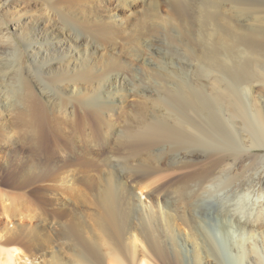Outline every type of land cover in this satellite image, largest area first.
Here are the masks:
<instances>
[{"label": "bare ground", "instance_id": "obj_1", "mask_svg": "<svg viewBox=\"0 0 264 264\" xmlns=\"http://www.w3.org/2000/svg\"><path fill=\"white\" fill-rule=\"evenodd\" d=\"M22 1L0 4L17 8ZM103 1L48 0L39 14L16 19L20 40L0 29V145L21 135L46 158L35 157L29 171L46 174L67 201L83 198L86 205L88 190H78L72 167L81 159L62 145L63 136L84 137L95 147V137L119 132L118 146L129 156L92 163L90 172L84 167L112 195L95 222L116 254L105 264H181L161 247L180 254L177 235L191 245L181 257L188 264H227V256L230 264H264V153H254L264 151V99L260 107L248 103L264 88V0H121L142 8L127 33L106 21ZM21 45L31 52L26 68ZM145 47L155 50L158 64L145 58ZM9 51L19 61L13 83L3 58ZM127 54L145 76L125 72L117 57ZM95 57L104 62H92ZM124 91L137 101L134 111L108 106L107 99L120 101ZM117 189L137 207L139 223L121 217ZM210 198L218 209L205 207ZM20 209L2 207L0 233L14 235L28 220L30 229L60 236L56 225L63 222ZM119 224H144L150 232L135 226L122 247ZM17 244L0 237V264H45L54 253L51 244L31 251ZM89 253L83 264H97L96 253Z\"/></svg>", "mask_w": 264, "mask_h": 264}, {"label": "rangeland", "instance_id": "obj_2", "mask_svg": "<svg viewBox=\"0 0 264 264\" xmlns=\"http://www.w3.org/2000/svg\"><path fill=\"white\" fill-rule=\"evenodd\" d=\"M47 2L48 0H23V5L21 4L17 8H15V6H10V4L8 3H1L0 29H4V31H6L7 29L8 31L9 28L10 33H16L15 27L18 26V24L16 23L17 20L24 22L26 17L32 15V12L35 14H39V12L42 10L44 5L47 4ZM102 4L103 7L104 5L107 6L104 10V12L106 11L105 14L103 13V15L106 16H104L106 21L110 24L112 23V25H114L120 31H122L123 29V33L131 31L141 20L142 8L141 5H139V2L136 5H130L129 2L127 4H123L121 0H114L113 2L107 0V2L103 1ZM18 37L19 36L16 33L15 38L20 40ZM58 51H61V49H58ZM21 52L22 55L20 56V61L24 62L22 65L24 68H26L27 65L29 63L31 64L32 62L30 55L31 52L26 49L24 45H21ZM144 52H146V59L149 57L148 59H150L152 62H155L154 64L159 63V57L156 56L154 49H148L147 47H145ZM120 53H123V51ZM124 53L126 54L127 52L125 51ZM12 54L15 53L13 51H9L8 54L3 58H5L4 63L7 65L6 68L9 67L6 69L7 73L9 74V80L13 83L15 78L17 77L15 75V71L18 68L16 62L19 61ZM117 59L119 60V62L123 63L125 67L124 70L129 75H136L137 72L140 74H144V76L147 74V70H144L142 68L136 69L138 61L134 59V56L132 57L130 54H127L125 56L121 55L118 56ZM101 60L103 59L100 57H95L92 62H100ZM151 86H153V84ZM255 91L256 92H254L252 100H249L248 103L249 105L252 103L254 107H260V100L264 99V88L255 89ZM119 94V98L121 100L119 101L116 99L118 96L113 99H107L108 106L111 105L115 107L117 103V106H123V108L121 109L122 111H134V108L137 105V101L133 99L132 94L127 91ZM124 128L125 126H119L118 129L123 130ZM63 137L64 138L62 140V145L64 147H67V149L69 150L72 149L73 152H77L80 156L81 163L79 164L78 162L72 160V162L75 163L72 167L75 173L79 174L80 176L78 181H76V183L78 184L77 187L79 188L78 190L82 192L88 190L89 199H86V205H83V198H79L75 201H67V197H65L64 194H61L59 191H57L56 188L51 187V184L48 183L49 177H47L46 174L33 175L34 173H31L29 169L34 166V158L40 157L41 159L43 157L35 154L33 146L22 142L26 140L23 139L21 135H15V137L13 136V139H11L9 146L0 145V221L5 220L1 215L2 207L7 204H12V206H14V209L16 208L18 210L19 208H21L20 210H24L25 214H32V212L34 213V211L37 210L41 213H45V215H50L52 218L54 217L55 220L63 223L56 225V232L60 235L59 237L54 234L52 235L51 233L47 234L45 233V231H42L37 227H35V230L30 229V223L28 220H21V222L19 221L24 225V227H22L21 229H16V232L13 233L14 235H4V233H0V237H2L3 239H8L10 237L14 238L18 242L17 246L25 251H31L36 246L51 244L52 247L49 249V251L54 249V253L47 256V262L45 264H83L81 256L85 252L89 253V251L96 253V255L98 256L97 258L99 259H95L97 260V264H105V261L110 260L116 254L111 252V250L109 249L110 245L112 244V239L105 237L101 233L99 224L96 223H98L97 215L99 211L108 201V199H112V195H108V192L99 183H95L96 180L94 182V180L89 178V175L85 170L86 168L84 167H89L88 170L90 172V167H93L91 165L92 163H94L95 166L100 167L105 163L104 159L108 160L110 158V160H116L117 158L118 160H121V158L123 157H128L129 153L125 152L124 148L119 147L123 146V138H121L119 132L115 131L110 132L109 136L107 135L103 138L97 137V140L95 137V147L94 145L86 143L84 137H80V139H78L75 135H69L68 133H66ZM254 153H256V156H260L264 153V151H256ZM83 158L86 159L87 164H85V166H83ZM43 159L46 160V158ZM35 163H38V160H36V158ZM247 163L249 164V161ZM36 166L37 165H35L34 167ZM86 177H88L89 179H87ZM49 189L52 191V193L56 194V197L60 196L61 198L65 199L66 203H68V207L59 206L48 192ZM113 196L116 200V204L121 217L127 220L130 218L131 222L138 221L139 223V220H141V216L140 213L135 210L137 209L135 204L134 206H129L126 201V197L123 196L122 192L119 189L114 190ZM11 201L13 203H11ZM218 204L219 202L216 199L210 198L208 202L205 203V207L211 210H216L218 209ZM210 222L211 221H209V223ZM209 225L213 227L212 232L214 233V225ZM119 226L120 234L118 236H120L122 247H125V245L127 244L126 238H128V235H130V232L135 228V226L145 232H150L149 230H147L144 224H119ZM176 240L178 241V244L180 245L182 250L180 254L176 250L169 248V245H166L167 248H165V245L162 244L163 242L161 243L162 250L164 249L166 253L170 257H172V259H179L181 264H188L187 258L181 257L190 253L191 245L189 242L185 241L183 235H177ZM225 240L226 239L223 238V241ZM160 241L162 240L160 239ZM221 244L222 242L220 243V245ZM221 247L223 248L221 249L225 259L227 256L226 249H224L222 245ZM246 259H249V257H247ZM189 260L191 263V255L189 256ZM225 260L227 264H230L228 263L230 261L228 256Z\"/></svg>", "mask_w": 264, "mask_h": 264}]
</instances>
